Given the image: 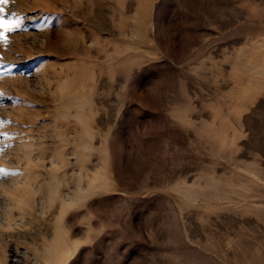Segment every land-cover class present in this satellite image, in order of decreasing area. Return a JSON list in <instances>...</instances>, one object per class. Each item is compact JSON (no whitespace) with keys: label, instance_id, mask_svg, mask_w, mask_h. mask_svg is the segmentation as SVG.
I'll use <instances>...</instances> for the list:
<instances>
[{"label":"rangeland","instance_id":"rangeland-1","mask_svg":"<svg viewBox=\"0 0 264 264\" xmlns=\"http://www.w3.org/2000/svg\"><path fill=\"white\" fill-rule=\"evenodd\" d=\"M0 9V264H264V0Z\"/></svg>","mask_w":264,"mask_h":264},{"label":"snow or ice","instance_id":"snow-or-ice-1","mask_svg":"<svg viewBox=\"0 0 264 264\" xmlns=\"http://www.w3.org/2000/svg\"><path fill=\"white\" fill-rule=\"evenodd\" d=\"M0 2L6 3L7 0H0ZM0 11H2V9H0ZM19 27H20L19 20H16L14 24L9 25L6 21H4L3 19H0V28H4L7 31H12L13 28H19Z\"/></svg>","mask_w":264,"mask_h":264}]
</instances>
